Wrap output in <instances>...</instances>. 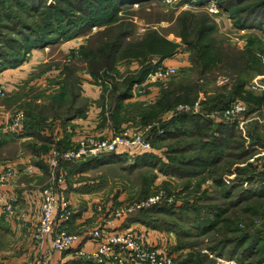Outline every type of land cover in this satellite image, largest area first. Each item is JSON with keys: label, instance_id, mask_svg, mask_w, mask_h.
I'll return each mask as SVG.
<instances>
[{"label": "trees", "instance_id": "trees-1", "mask_svg": "<svg viewBox=\"0 0 264 264\" xmlns=\"http://www.w3.org/2000/svg\"><path fill=\"white\" fill-rule=\"evenodd\" d=\"M56 4L46 5L45 0H0V72L15 68L27 59V54L35 48H43L46 45L63 42L74 37L84 35L89 32L93 26H106L114 22L119 6L130 4V1L143 2L144 0H56ZM191 1V0H190ZM197 5L204 6L212 0H193ZM217 3L225 11L229 12L235 18V23L239 28H251L262 30L261 20L259 19L257 7L261 4L249 3L252 0H216ZM67 7L68 10L66 8ZM15 9V10H13ZM258 13V14H257ZM38 16V21L26 22L27 19H32ZM195 16H192V19ZM190 20V25L183 26L181 43L168 41L155 31L147 33L143 38L136 42H126V37L130 34L127 29H120L114 32V28L106 31V39L102 36V32H97V39L89 41L87 39L84 45L78 50L80 60L83 61L85 67L83 70L91 76V78L102 88L101 100L104 101L105 93L107 92L109 99L108 117L114 126L113 131L118 132L120 124L128 121L130 115H136L139 119V124L152 122L156 120L165 110L173 109L178 104L193 103L201 91L197 85L187 83L167 84L161 92V96L147 107H142L141 103L128 104L125 110L124 101L131 96L132 89L141 84L147 78L148 74L153 72L164 60L173 57L179 52L181 47L185 45V49L189 51L195 62L200 66L201 72H208L214 66L222 62V54L216 46L212 35L216 30V24L210 23L193 25ZM117 21V20H116ZM111 27V24L108 28ZM192 29L194 38L189 39L186 32ZM113 31V34L109 33ZM94 35H91L90 38ZM252 40L250 41V44ZM247 46L241 58L245 67L239 73L250 71L253 65H262V69L256 72H262L264 65L262 63L263 56L261 50H255L252 46ZM252 45V44H251ZM74 52H70V55ZM264 54V51H263ZM152 56L157 57V62L153 63ZM76 56L73 55L67 59V63L62 67V78L57 83L58 89L47 96V103L38 107H28L25 111V120L23 128L16 134H9L12 137H21L29 135L42 140L44 136L40 134L41 128L45 121L50 117L57 119L62 123L68 122L76 117H82L86 111V102L80 97V80L77 75V64L73 63ZM122 59H133L138 61L139 68L126 76L119 83L113 80V76L109 75L116 72V64ZM112 84H108V81ZM247 80L240 79L233 88L222 93L223 88L214 91L212 94L205 96L202 104V110L193 114L191 112L174 111L170 121L163 128V133L155 135L151 138V149L140 153L128 154L126 152H108L100 154L96 157L87 158L82 161H61L59 169L63 172L84 173L91 168L103 165L113 164L116 162H130L131 166L149 165L153 169H157L166 175L183 176L199 173L198 170L184 173L179 169V165H190L193 168L203 171L205 168L219 167L225 160L226 156L233 155L231 152L226 154V151L232 149V142L241 139V144L244 150L241 154H237L233 163L228 164V168L224 173L216 174L213 170L210 176L214 177V182L218 187H223L224 195L231 196L237 190L241 191L237 194L238 203H242L257 198H264V164L259 169H256L250 162L251 170L246 167L237 166L234 170L229 167L232 164L238 163V160H243L257 151V146L264 149L263 134L256 130L250 136L252 148L246 147V138L239 130L236 121L225 122L221 119L215 120L209 117V113L219 112L220 114L229 108L231 104L239 99L244 100L250 107L246 115L256 113L264 108V93L256 94L253 91L247 90ZM109 87V88H108ZM171 87V88H170ZM132 107V108H130ZM48 108V109H47ZM125 110V111H124ZM131 117V116H130ZM244 118H246L244 116ZM191 129V131L189 130ZM241 134H238L236 130ZM203 137L201 143L193 148L195 155L187 160L178 158L179 155L155 153L152 145L156 146L157 142L169 140L175 137ZM45 139V138H44ZM62 146L57 145V148ZM47 154L51 146L43 144L40 149ZM239 148V147H237ZM236 149V147H233ZM259 150V149H258ZM179 153V152H178ZM164 157V160H163ZM167 157V158H166ZM232 157V156H231ZM175 163L178 166H175ZM235 172L233 178H227L225 174ZM204 173V172H203ZM224 174V175H223ZM144 196L139 200L145 199ZM234 202L231 205L234 206ZM175 201L171 203L162 202L149 207L137 209L124 217L125 223H140L148 229L156 231L173 232L175 235L182 236L181 230L174 224L168 223L164 216H171L177 212ZM253 210L246 207L245 211ZM227 208H215L212 216H207V225L201 226L199 231L208 233L216 229V227L227 221ZM175 216V214H174ZM225 216V217H224ZM234 232L239 231V228L232 229ZM146 234V232H145ZM228 238H225L227 240ZM229 244H234V248L230 250L232 257H240L246 260L252 254H262L263 258L256 262L248 264H264V235H253L249 231L242 234H237L233 238L228 239ZM225 245V244H224ZM221 248H225V246ZM172 248L174 253L176 248ZM67 262V264H82L80 258H75ZM84 264V263H83Z\"/></svg>", "mask_w": 264, "mask_h": 264}, {"label": "rangeland", "instance_id": "rangeland-1", "mask_svg": "<svg viewBox=\"0 0 264 264\" xmlns=\"http://www.w3.org/2000/svg\"><path fill=\"white\" fill-rule=\"evenodd\" d=\"M56 2V0H45L44 3L46 5H50L56 4ZM70 2H72V0H70ZM130 2V4H123L119 6L117 16L114 22L111 21L110 28H108L110 24L101 27L93 26L88 33L81 35V40L83 42L81 45H84L87 39H89V41L97 39V32H102L104 40H107L106 31L111 28H114V32L119 31V28L121 30L123 28L127 29L130 32L125 39L126 42L124 43L126 44L129 42H136L152 31H155L168 41L179 44L181 43V37L185 35V32L182 29L183 26H187L188 24L190 25L192 16H195L193 20H191L193 25L201 26L204 24L207 26V24L210 23L216 24V30L211 37L221 51L222 62H220L217 66H214L212 70L208 72H201L200 66L195 62L193 55L187 51L185 49V45H183L177 55L170 58V62L167 60V64L164 63L165 65L172 66L176 69V74L170 81L171 86L172 84L179 82L197 85L201 88V91L198 93L195 101L200 99V102L204 101L207 93L210 95L220 88H223L222 93H227V91L233 88L240 79L247 80V90L253 91L256 94L264 93V70L262 72H256L262 69V65H253V67H251L253 68L252 70L243 73L244 76H241L239 73L243 70V67L246 66L244 65V62L247 63L245 60L247 57H245L243 62L241 55L245 52L251 40L252 45L250 44V46H252L255 50H261L263 56L262 63L264 65V27L262 30L237 27L234 16L221 8L216 0H212L211 3L208 2L204 6H196L197 4L193 0H144L143 2ZM212 3L219 6L220 11L218 14H213L208 10V6ZM249 3L261 4L257 7V11L259 13L257 14H261L259 17L261 20L260 24L264 26V0H252L246 4ZM64 8L68 10L67 7L64 6ZM23 18L26 22L39 20L38 16H35L32 19ZM109 33L113 34V31H109ZM116 34L117 32L115 35ZM91 35H94V37L90 38ZM186 35L189 39L194 38V33L191 28L189 29V33L188 31L186 32ZM80 46L76 50V57L74 58L75 60H73V63L78 66L77 73H82L84 71L83 68L85 67L83 61L80 60L81 55L78 52ZM48 54L53 55L56 54V52H53L50 49ZM73 55L74 54L72 53L71 56ZM56 56H62V54L58 53ZM63 56L61 60H57L55 62H62L65 65L67 63V59ZM151 58L157 59L156 56H152ZM115 68L116 72L109 75L113 76V80L119 83L123 78L131 75L132 72L137 71L139 64L138 61L133 59H122L116 64ZM54 70H57V67ZM113 80L108 81V84H112ZM46 85L48 86V82ZM47 86L45 88H47ZM22 88L23 90L27 89L26 86ZM134 88L132 89V92ZM163 88L164 86L162 87L159 84H150L147 85V89L143 94L144 96L140 98L141 101L132 99V92L129 99L133 102L141 103L142 107H147L161 96ZM35 90L36 89H32L31 87L26 90L28 95L27 99L31 100L33 99L34 94L40 93ZM43 94L45 93L43 92L40 97L46 101ZM108 96L109 95L106 92L104 103H106L107 106H109ZM11 98V94L7 95L3 99L0 98V108H4L3 110L7 112L5 115H0V140L15 141V139L18 138L15 136L11 139L9 134L2 131V127L12 112L17 109L25 110L27 107V105L25 106L22 102L20 104H13V100ZM239 100L246 105L247 110L251 109V107L244 100ZM26 103L31 104L32 102L27 101ZM179 105H181V103L177 106ZM28 107L31 106L29 105ZM176 107L172 110H165L156 120L152 122L144 124H139L138 122L134 125V130L127 131L128 134L137 132L140 129L143 131L147 127H150L149 130H153V128L158 127L159 130H161V133H163V128L172 118ZM201 108L202 104L200 106V111L202 110ZM210 114L212 113L208 114L209 117ZM245 117L246 123L243 125L246 131V137L244 136L246 138L245 144L246 147L252 148L251 142L253 141L249 138L256 130H260L259 132L263 134L262 136L264 138V108L250 115L245 114ZM122 130L118 132H126V130ZM189 130L191 131V129ZM236 131L238 134H241L238 129ZM113 132L114 131H112L108 137H111ZM159 134L154 132L152 137ZM86 136H90L95 139L108 138L91 133L83 134L80 138ZM79 139H77L76 143ZM201 139H203V137L200 135H197L196 137H175L169 140L157 142L155 148L153 145L152 148L155 150V153L161 154L162 156L164 155L163 153L169 155L176 153L179 155L178 158L187 160L189 157H193L195 155L192 147H197L199 143L202 142ZM241 141L242 140L238 138L232 142V149L227 150L226 154L231 152L233 155L226 156L222 164L219 167H215L217 169L205 168L203 171H200L203 168L199 167V169H197L190 165L178 166V164L175 163V166H178L179 169L185 171L184 173L189 171L192 172L194 170H198L197 172H199L193 173L192 175L184 174L181 177L173 176L171 174L165 176L162 172H159L157 169H153L149 165L131 166L130 162L127 161L116 162L113 164H103L91 168L90 170L84 172L83 175H78L76 173L69 174L66 171V173L64 172V182H66L67 185L68 183L69 185L80 183L82 187L79 188L81 191H84L85 195L79 198L80 195H78L77 192H70V196L72 198H76L77 200V203L75 204L68 198V196L62 193L68 198V201L71 204L72 212H74V216L72 215L70 220L73 217H82L84 212L87 216L86 212L88 209V216L90 217H87L84 222L78 224L74 229L76 231L70 229V226L68 229H64L70 234L87 235L89 231L94 228V226L96 227L97 222H94L96 220L95 218L101 217L104 219H102L103 221L106 219L108 220L112 217L114 210L117 208L129 206L137 201V199L144 196H151L158 190L163 189L167 194L173 197L175 206L178 208L177 212L174 213L175 216L173 214L169 217L164 216V218L168 223L177 226V228L181 230L182 236L175 235L173 232L159 231L165 234L162 235L161 239H157L156 244L162 250L164 249L170 252L173 246L178 247L181 245L180 248H176V251H174L175 254L172 253L177 264H248L258 260L260 261L263 258L262 254H252L246 260L240 259L238 256L231 258L230 250L234 248V244H229L227 242H229L228 239L233 238L237 234H242L245 231H249L253 235H264V198H257L240 204L236 201L238 198L237 194L241 191V189L237 190L231 196H225L223 194V187H218L214 182V177L210 176V170H213L216 174L224 173L225 169L228 168V164L234 162L232 159H236L235 157H237V154H241L243 152L244 149L241 148ZM76 143L71 146H62V149L72 148ZM55 147L51 146L52 149ZM233 147H236V149H233ZM6 148L7 151H3V156L9 155L11 157V154H13L14 151L19 148L24 149L25 147L17 143V145L6 146ZM6 148L5 146L0 147V153ZM256 148L257 151H255L254 154L244 158L243 160H238V163L232 164L229 167L233 170L234 168L236 169L237 166L244 168L250 162L256 169H259L264 164V149L259 148L258 146ZM43 157L44 161L32 160L30 166L33 167L32 165H36L39 168L43 167L42 169H44L45 174H47L46 181H48L50 177L49 160L51 157H49L47 153H43ZM45 165L48 168V172L45 170ZM3 166L12 165L2 164L0 165V168ZM26 166L27 164L24 167ZM24 167L21 169L14 167L20 172L19 177L22 174H25L23 172ZM246 169L248 171L251 170L249 166L246 167ZM35 173L36 170L33 174ZM33 174L28 176H32ZM225 176H227V178H233L235 176V172L225 174ZM35 178L37 177L32 176L29 180ZM46 181H42L37 184L39 188L36 187V193L38 192L37 194H39V196V189ZM232 201L235 203L234 206L231 205ZM247 206L253 210L246 212L245 208ZM215 208H227L229 210L226 217L224 216L227 218V221L220 223L213 231L208 233L200 232L199 228L207 225V219L205 218H209L207 216H212ZM13 218L7 219L0 214V264L10 261H21L26 264H36L39 260H41L43 253L42 247L38 246L33 238V234L38 226L39 214L38 219H34L31 224L26 225H22ZM234 228H239L237 234L232 230ZM225 238L228 239L225 240ZM91 242L93 243L92 240ZM223 245L225 248L222 249L221 247ZM91 249H93V247ZM76 252L72 253L73 255L71 256L73 258L75 256L79 257L76 255ZM81 262L84 264H96L84 259Z\"/></svg>", "mask_w": 264, "mask_h": 264}, {"label": "built area", "instance_id": "built-area-1", "mask_svg": "<svg viewBox=\"0 0 264 264\" xmlns=\"http://www.w3.org/2000/svg\"><path fill=\"white\" fill-rule=\"evenodd\" d=\"M211 3V2H210ZM209 3V4H210ZM208 10L213 14H218L220 8L212 3ZM245 32V31H242ZM153 63L157 59L152 60ZM176 74V69L167 66L163 62L151 73L148 74L145 81L136 85L132 92V99L140 100L147 89V85L159 84L166 87L167 83ZM7 96V92L0 85V98ZM198 99L192 104H181L175 111H184L191 113L200 112L201 102ZM247 112L246 105L237 100L221 114L214 112L210 117L215 120L225 122L236 121L239 130L245 135ZM25 122L23 110L17 109L12 112L3 124L2 131L6 134L18 133ZM150 127L143 131L128 134V132H113L111 137L95 139L90 136L82 137L72 148H51L48 156L50 177L46 183L40 187V208L38 226L33 234V238L38 246L43 248L45 240H49V246L44 250L36 264H59L53 261L51 255L54 252H63L72 247L76 241V236L67 233L62 223L69 220L73 215L71 204L68 198L58 191L59 186L65 180V174L59 169L61 161H82L87 158L96 157L108 152H126L128 154L140 153L151 149V137L154 132L161 133L159 128ZM158 130V131H157ZM23 172L31 175L35 172L30 165L24 167ZM20 172L12 166H3L0 168V214L12 219L17 211V196L12 188L18 179ZM173 197L167 194L163 189L158 190L151 196L143 200L135 201L129 206H124L114 210L112 217L103 223L92 228L87 234L93 241V249L86 252L79 249L77 256L84 260L96 264H177L172 252L162 250L157 244L149 241L146 234L133 229L120 230L116 222L123 216L143 207H149L162 202L171 203ZM61 225V226H60ZM2 264H26L21 261H10Z\"/></svg>", "mask_w": 264, "mask_h": 264}, {"label": "crops", "instance_id": "crops-1", "mask_svg": "<svg viewBox=\"0 0 264 264\" xmlns=\"http://www.w3.org/2000/svg\"><path fill=\"white\" fill-rule=\"evenodd\" d=\"M81 36L74 37L72 39L49 44L43 48H35L32 49L30 53L27 54V59L18 65L15 68H8L0 72V85L4 87L7 92V95L11 94L13 104H20L21 102L27 105H31L32 107L42 106V104L47 103L46 101L40 97L42 93L45 94L44 97L47 98L49 94H52L58 89V85L56 82L62 78V67L64 63L55 62L57 60H61L62 56L65 59L71 58L70 52H75L82 44ZM56 52V54L49 55V50ZM58 53L62 54V56H56ZM46 55V56H44ZM177 53L175 54V56ZM173 58V57H172ZM54 59V60H53ZM64 59V61H65ZM167 60L170 62L171 59L164 60L163 63L167 64ZM57 67V70H54ZM77 75L81 78L80 80V99L85 100L86 102V111L84 116L76 117L68 122L62 123L57 119H48L45 121L44 125L41 128L40 134L44 136L42 140H39L35 137L25 135L18 137L15 141L9 140H0V147L17 145L21 144L25 148H19L9 155L3 156V151H7V148L2 150L0 153V165L9 164L18 169L23 168L26 164L31 165L32 160L36 161H44L43 153H46L40 149L43 144H47L49 146H71L76 143L77 139L80 138L81 135L91 133L95 135H99L102 137L110 136L113 131L114 126L108 117V106L104 101L101 100L102 88L91 78L89 74L86 72L77 73ZM48 82V86L46 85ZM26 86L28 88L36 89L39 94H34L33 99H27L28 95L26 90H23L22 87ZM47 86V88H45ZM35 90V91H36ZM151 91V90H149ZM150 96V95H149ZM141 100V99H140ZM27 101H31L32 103H26ZM131 99H127L124 101L125 110L127 109L128 104H133ZM15 107V106H14ZM4 108H0V115H5L7 112L3 110ZM124 110V111H125ZM24 112L27 111V107ZM131 116V117H130ZM128 121L120 124L119 130L131 131L134 130V125L138 123V117L136 115H130ZM26 123V120H25ZM24 126V124H23ZM22 126V128H23ZM86 128V129H85ZM122 130V131H123ZM242 133V132H241ZM243 134V133H242ZM10 136V135H9ZM244 136V135H243ZM11 138V137H10ZM5 154V153H4ZM9 154V153H6ZM138 154V153H137ZM9 156V157H8ZM5 159V160H4ZM7 159V160H6ZM36 170V173L32 176L37 177L35 179H30L32 176L21 175L12 188V191L16 193L17 196V212L16 216L13 218L14 220L20 222L22 225L31 224L33 220L38 219L39 208H40V196L36 193L37 184L42 181H46L47 174H45L44 169L39 168L36 165H32ZM45 170L48 172V168L45 165ZM46 172V173H47ZM66 173V172H65ZM78 175H83L80 173ZM38 182V183H36ZM46 183V182H44ZM82 185L80 183L74 185H67L66 182L61 183L58 191L64 193L71 199L75 204L77 203L76 198H72L70 196V192H77L79 198L84 195V191H81L80 188ZM86 194V193H85ZM70 196V197H69ZM89 208V207H88ZM74 213V212H73ZM87 216L84 215L79 218L73 217L71 220H67L62 223L63 228L68 229V227L72 230L75 227L84 222V220L89 214V209L86 212ZM74 216V215H73ZM72 217V216H71ZM96 226L103 223L104 219L101 217L95 218ZM103 219V220H102ZM101 220V221H100ZM107 220V219H106ZM105 220V221H106ZM124 217L116 222L117 228L120 230L124 229H135L142 232H146V236L149 241L154 244L157 243L158 238H162V235L165 233L158 232L156 230H151L141 225L140 223H125ZM103 221V222H102ZM71 224V225H70ZM95 227V226H94ZM76 231V230H74ZM76 236V241L72 245V247L63 252H54L51 255L53 261L59 262V264H67V262H71L75 258L81 257H72V253L76 252L79 249H83L86 252H90L93 247V243L87 235H79L73 234ZM49 246V240H45L43 244L42 251L46 250ZM175 254V252L173 253Z\"/></svg>", "mask_w": 264, "mask_h": 264}]
</instances>
